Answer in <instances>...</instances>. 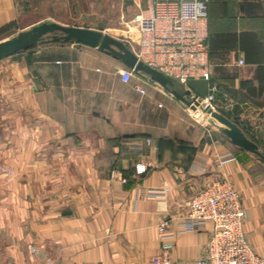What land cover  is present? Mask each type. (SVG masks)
Returning <instances> with one entry per match:
<instances>
[{
  "label": "crops",
  "instance_id": "obj_1",
  "mask_svg": "<svg viewBox=\"0 0 264 264\" xmlns=\"http://www.w3.org/2000/svg\"><path fill=\"white\" fill-rule=\"evenodd\" d=\"M55 3L0 0V42L65 23ZM208 14L210 79L181 86L204 104L217 82V112L264 151V0H210ZM128 69L97 48L51 41L0 60V222L17 262L152 264L167 221L171 264H198L212 223L188 228L184 202L218 179L239 191L246 239L264 257V164L147 75L124 82ZM226 153L235 159L221 163ZM142 162L152 166L140 176Z\"/></svg>",
  "mask_w": 264,
  "mask_h": 264
},
{
  "label": "built area",
  "instance_id": "obj_2",
  "mask_svg": "<svg viewBox=\"0 0 264 264\" xmlns=\"http://www.w3.org/2000/svg\"><path fill=\"white\" fill-rule=\"evenodd\" d=\"M210 0H147L134 16L137 39H121L145 63L187 85L192 79H210L209 14ZM119 39V38H118ZM243 63V61H241ZM124 82L134 75L121 71ZM139 92L145 90L137 85ZM219 90L212 83L206 105L217 111ZM230 153L220 156L221 163L234 160ZM151 163H138L137 175H145ZM125 182L126 180L123 179ZM188 210L185 224L190 229L212 223L206 253L198 264H264V257L248 243L244 231L246 210L239 191L226 179L210 182L184 202ZM167 221L159 225L162 245L152 264H171Z\"/></svg>",
  "mask_w": 264,
  "mask_h": 264
},
{
  "label": "water",
  "instance_id": "obj_3",
  "mask_svg": "<svg viewBox=\"0 0 264 264\" xmlns=\"http://www.w3.org/2000/svg\"><path fill=\"white\" fill-rule=\"evenodd\" d=\"M44 41L84 44L117 57L134 72L147 75L151 80L169 91L177 99L191 107V109H199L200 116L204 117L203 114L208 115L211 118V123L217 127L232 144L251 153L264 164V151L244 137L239 129L231 124L227 118L213 110L209 105L194 103L190 99L191 91L189 89H185L172 77L145 63L124 41L105 31L87 27L71 26L57 21L41 22L1 41L0 60L34 47ZM215 118L220 119L222 125H220ZM229 125L232 126V130H229Z\"/></svg>",
  "mask_w": 264,
  "mask_h": 264
},
{
  "label": "rangeland",
  "instance_id": "obj_4",
  "mask_svg": "<svg viewBox=\"0 0 264 264\" xmlns=\"http://www.w3.org/2000/svg\"><path fill=\"white\" fill-rule=\"evenodd\" d=\"M129 0H56L55 3V15L56 18L64 20L67 25L71 26H104L109 29L108 32L119 39H137V29L135 24L132 22L136 15V9L131 12L128 10L134 5L127 4ZM143 4L146 0H141ZM132 9V8H131ZM62 23V22H61ZM199 113V109L194 110ZM202 113V112H200ZM200 115V114H199ZM205 122L208 127L213 131H216L224 139L226 143L231 141L215 127L208 115H204ZM215 120L222 125V121L218 118ZM229 130H232V126H228ZM234 145V144H233ZM9 222H0V229L3 226L4 232H0V264H24L20 256H18V262L16 260L17 255L15 246L17 239H13L9 232ZM7 226V227H6ZM15 251V252H14ZM35 253L39 256V259H43L44 255L38 250Z\"/></svg>",
  "mask_w": 264,
  "mask_h": 264
}]
</instances>
